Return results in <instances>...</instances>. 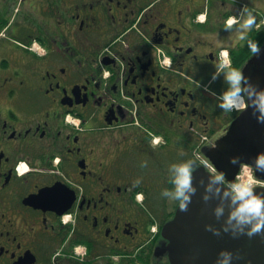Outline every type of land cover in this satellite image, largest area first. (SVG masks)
<instances>
[{"label": "flooded vegetation", "instance_id": "obj_1", "mask_svg": "<svg viewBox=\"0 0 264 264\" xmlns=\"http://www.w3.org/2000/svg\"><path fill=\"white\" fill-rule=\"evenodd\" d=\"M236 7L0 0V264H216L219 235L206 225L221 229L228 213L216 218L215 193L203 199L207 171L195 151L238 165L235 177L232 156L251 166L264 151L251 106L228 112L213 94L239 50V69L264 87V15L241 38L245 13L225 23ZM188 159L198 191L183 211L161 192L174 187L169 165ZM240 235L227 249L232 264H251L252 253L264 264V232Z\"/></svg>", "mask_w": 264, "mask_h": 264}, {"label": "clouds", "instance_id": "obj_2", "mask_svg": "<svg viewBox=\"0 0 264 264\" xmlns=\"http://www.w3.org/2000/svg\"><path fill=\"white\" fill-rule=\"evenodd\" d=\"M246 13V18L239 23L241 38L246 37L247 30L254 25L259 28L257 17L252 9L245 7L241 16ZM203 18V17H201ZM236 17H229L226 24L231 26L236 22ZM247 46L256 55L261 52L258 41L248 39ZM218 73H213L212 79L218 78ZM224 80L227 87L220 93H213L219 101L218 106L225 111H238L251 106L253 115L259 123L264 124V87L254 84L250 77L246 76L242 69L230 68L224 73ZM230 162L239 164L244 171L237 177L226 181L225 173L220 170H212L208 175V183L200 180L199 184L204 185L205 191L203 199H212L213 193L220 198L221 203L217 204L214 212L217 219L224 217L227 211V218L223 224L224 232L236 234H247L253 236L264 232V192L258 191V186L264 183V178L258 177L257 172H264V151L257 153L251 169L244 167L245 162L239 156H232ZM171 176L172 188L162 189V196L179 203V209L187 211L192 202L193 195L198 191V186L194 183L197 171V161L194 159L183 160L172 163L168 168ZM137 184L140 180L137 179ZM227 203H224V202ZM207 229L216 235H220V228L213 225H206ZM113 259H118L114 256ZM233 254L230 250H221L217 257L216 264H232Z\"/></svg>", "mask_w": 264, "mask_h": 264}, {"label": "water", "instance_id": "obj_3", "mask_svg": "<svg viewBox=\"0 0 264 264\" xmlns=\"http://www.w3.org/2000/svg\"><path fill=\"white\" fill-rule=\"evenodd\" d=\"M213 162L215 161V158L210 155L208 156ZM216 164V166L218 167L219 170H222L225 175H227L229 177V179H233L238 171V165L235 166L232 170H228L227 168H223L221 165H219L216 161L214 162ZM208 175L209 173L206 172V176H205V183H208ZM198 173H195V180L194 183H198ZM258 191L264 192V187L263 186H259ZM186 212L184 213V217H185ZM221 232L220 235L218 236V245L220 250H224V249H228V248H232L233 246H235L234 244L241 240L243 238V235L240 234H236L233 235L231 232H224L223 231V225L221 227ZM229 242H231L232 246L228 245ZM262 251H264V247L261 249ZM255 257H254V253L251 254V256L249 257V262L251 264H260L258 262H255ZM237 262L239 264H248V260H242V259H237Z\"/></svg>", "mask_w": 264, "mask_h": 264}, {"label": "rangeland", "instance_id": "obj_4", "mask_svg": "<svg viewBox=\"0 0 264 264\" xmlns=\"http://www.w3.org/2000/svg\"><path fill=\"white\" fill-rule=\"evenodd\" d=\"M240 1V0H239ZM241 2V1H240ZM247 5H248V7H249V9H252L253 11H254V13L255 14H264V5H259V4H257V3H250V2H248L247 3ZM241 5L239 4V7H240ZM238 10H240V8H237L236 7V11L238 12ZM261 10H263V11H261ZM258 12V13H257ZM234 14V13H233ZM236 15V14H235ZM245 15H247L246 13H245ZM247 168H249V170H252L251 169V167H247Z\"/></svg>", "mask_w": 264, "mask_h": 264}, {"label": "trees", "instance_id": "obj_5", "mask_svg": "<svg viewBox=\"0 0 264 264\" xmlns=\"http://www.w3.org/2000/svg\"><path fill=\"white\" fill-rule=\"evenodd\" d=\"M252 38V36H249L248 38H247V41H248V39H251ZM252 40V39H251ZM246 51V50H245ZM245 51L243 52L242 50H239L238 52H237V55H238V58L236 59V61H235V63H234V65L232 66V68H240V64L241 63H243L244 62V60L246 59V57H247V54L245 53ZM241 56V57H240ZM240 59V60H239Z\"/></svg>", "mask_w": 264, "mask_h": 264}, {"label": "crops", "instance_id": "obj_6", "mask_svg": "<svg viewBox=\"0 0 264 264\" xmlns=\"http://www.w3.org/2000/svg\"><path fill=\"white\" fill-rule=\"evenodd\" d=\"M244 1H251V0H244ZM254 2L253 3H257L259 5H264V0H253Z\"/></svg>", "mask_w": 264, "mask_h": 264}, {"label": "built area", "instance_id": "obj_7", "mask_svg": "<svg viewBox=\"0 0 264 264\" xmlns=\"http://www.w3.org/2000/svg\"><path fill=\"white\" fill-rule=\"evenodd\" d=\"M224 57H225V59H227V53L225 52L224 53ZM165 59L167 60V58L165 57ZM207 162V161H206Z\"/></svg>", "mask_w": 264, "mask_h": 264}]
</instances>
